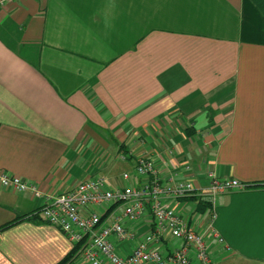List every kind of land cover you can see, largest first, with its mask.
<instances>
[{
    "label": "crops",
    "instance_id": "crops-1",
    "mask_svg": "<svg viewBox=\"0 0 264 264\" xmlns=\"http://www.w3.org/2000/svg\"><path fill=\"white\" fill-rule=\"evenodd\" d=\"M139 156L195 188L209 171L246 182L216 195L224 243L208 247L213 264H264V0L1 1L0 169L54 195L118 160L138 184ZM45 200L0 185V264H89Z\"/></svg>",
    "mask_w": 264,
    "mask_h": 264
},
{
    "label": "built area",
    "instance_id": "built-area-1",
    "mask_svg": "<svg viewBox=\"0 0 264 264\" xmlns=\"http://www.w3.org/2000/svg\"><path fill=\"white\" fill-rule=\"evenodd\" d=\"M120 157L124 159L125 154ZM134 172L141 177L138 184L130 181L127 171L121 174L124 183L117 185H110L105 175L95 173L50 195L35 182L0 169V185L44 196L43 218L59 227L70 241L80 242L89 264H213L209 237L224 243L214 226V199L219 192L243 189L247 183L209 171L207 186L195 188L190 179L161 178L146 156L136 158ZM189 196L196 199V209L191 214L183 211L185 205L172 203ZM199 199L210 203V213L203 224L197 210ZM144 213H149L150 222L143 234L138 235L124 224V218L136 220ZM115 239L131 241L130 252L120 250ZM225 247L229 248L227 244Z\"/></svg>",
    "mask_w": 264,
    "mask_h": 264
},
{
    "label": "rangeland",
    "instance_id": "rangeland-1",
    "mask_svg": "<svg viewBox=\"0 0 264 264\" xmlns=\"http://www.w3.org/2000/svg\"><path fill=\"white\" fill-rule=\"evenodd\" d=\"M126 169H129V167L125 166V164L123 163V161H119L118 160L117 163H116V170L114 172V175H111V177H112V179L110 180L111 181V184L110 183L109 184L110 185H112V184L117 185V184L124 183V180H122V178H121V174L124 171H127ZM127 172H129V171H127ZM119 176H120V178H119ZM187 205H189V204H187Z\"/></svg>",
    "mask_w": 264,
    "mask_h": 264
},
{
    "label": "trees",
    "instance_id": "trees-1",
    "mask_svg": "<svg viewBox=\"0 0 264 264\" xmlns=\"http://www.w3.org/2000/svg\"><path fill=\"white\" fill-rule=\"evenodd\" d=\"M194 198V196H189V198ZM210 207V203L208 201H205V200H202V199H199L197 201V208L202 210V209H208ZM11 223V222H8V224ZM7 225V224H6ZM81 246V243L80 242H75L74 243V247L72 249V251L78 249L79 247ZM73 255V253L71 254V252L66 255L60 262L56 263V264H65L69 259L70 257Z\"/></svg>",
    "mask_w": 264,
    "mask_h": 264
}]
</instances>
